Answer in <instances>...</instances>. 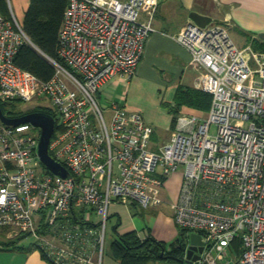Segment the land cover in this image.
Instances as JSON below:
<instances>
[{
  "label": "built area",
  "instance_id": "built-area-1",
  "mask_svg": "<svg viewBox=\"0 0 264 264\" xmlns=\"http://www.w3.org/2000/svg\"><path fill=\"white\" fill-rule=\"evenodd\" d=\"M159 1L68 0L61 63L49 59L54 74L45 82L15 64L22 45L37 48L11 9L0 10V101L48 99L58 128L49 151L71 174L43 167L39 128L0 119V228L32 236L50 264H103L110 205H162L163 182L179 169L173 220L203 245L190 264H264L263 51L238 48L224 25L187 24L175 39L202 71L196 85L211 103L205 114L178 115L156 151L141 114L95 100L110 79L134 76Z\"/></svg>",
  "mask_w": 264,
  "mask_h": 264
},
{
  "label": "crops",
  "instance_id": "crops-1",
  "mask_svg": "<svg viewBox=\"0 0 264 264\" xmlns=\"http://www.w3.org/2000/svg\"><path fill=\"white\" fill-rule=\"evenodd\" d=\"M241 1L242 0H160L152 21L154 32L149 35L145 42L142 57L132 79L126 84L120 77L112 78L98 91V98L103 100L105 104L103 107H107L111 103H117L126 110L135 111L142 115L146 123L150 125L153 130L150 141L151 150H158L161 145L169 140L171 134L175 130L176 122L175 124L173 123V116L165 109L164 104L173 103L178 88L201 91L197 88L196 80L200 77L202 71L195 68L190 63L189 53L175 39L181 30L192 22L189 18V14L191 12H196L197 14L211 18V22L207 25L220 24L226 26L227 29L229 27L233 28L237 26L233 18H235L234 16L237 14L236 7L239 6ZM28 5L27 0L25 6L20 8V21L15 16L13 9L10 8L14 17L20 24H22ZM140 20L144 22L146 16L141 14ZM258 31L264 32V27L259 28ZM254 42H256V46L264 44V41L261 39H254ZM205 113L206 112H200L194 107L183 105L176 116L180 114L192 115ZM169 181V177L164 180L163 188L164 185L167 186ZM181 182L182 173L179 177L177 191L174 192L173 190H169L168 196L172 199L177 198L176 194L178 196ZM131 203L136 204L135 202H130L127 205ZM116 204L118 203L110 205L109 218L114 213L117 214L115 209H112ZM165 205L171 208V204L169 205L167 203ZM159 207L160 206L153 207L152 209H157ZM161 215L162 214H159V220H161ZM153 221V218L151 222L146 223L143 221L141 228L134 227L130 230H122L119 231L118 234L123 235L134 231L141 239L146 238V236H151L165 243L163 239L164 235H161L159 229H156V224ZM162 221L166 224L168 223V225H176L173 220V210L172 218H165ZM115 223L117 227L122 222L117 219ZM142 232L144 234H142ZM18 246H23L26 250L20 251L10 248L0 249V264H50L36 246L27 249L28 246L22 245V242H20ZM111 260L116 262H112V264H118L114 259L111 258Z\"/></svg>",
  "mask_w": 264,
  "mask_h": 264
},
{
  "label": "trees",
  "instance_id": "trees-1",
  "mask_svg": "<svg viewBox=\"0 0 264 264\" xmlns=\"http://www.w3.org/2000/svg\"><path fill=\"white\" fill-rule=\"evenodd\" d=\"M67 1L30 0L25 11L21 26L26 36L38 51L24 44L20 47L14 62L20 69L28 71L42 82L49 80L54 74V68L49 62V59L61 63L58 55V30L62 23ZM1 6L2 0H0V10L2 12ZM256 47L259 51L264 52V44L257 45ZM210 103L211 95L206 92L178 88L173 103L164 104V107L173 116V123L175 124L176 115L181 106L186 105L194 107L200 112H207ZM8 106H11V103L0 102V109L6 117L17 118L25 115L23 112H17L15 110L7 112ZM33 112L50 114L55 120V132L57 131V116L55 112L52 110L44 111L39 108ZM53 137L54 134L51 139ZM49 154L53 157L51 151H49ZM25 236L27 234L19 236L18 239L0 241V249L26 250L23 246H18ZM186 239L187 231L182 228L180 238L168 246L164 242L158 241L151 236H146V238L141 239L134 231L123 235L116 234L109 245V255L118 264H181ZM233 246L239 252V242H234ZM31 247L34 248V244L29 245L27 249Z\"/></svg>",
  "mask_w": 264,
  "mask_h": 264
},
{
  "label": "rangeland",
  "instance_id": "rangeland-1",
  "mask_svg": "<svg viewBox=\"0 0 264 264\" xmlns=\"http://www.w3.org/2000/svg\"><path fill=\"white\" fill-rule=\"evenodd\" d=\"M28 0V4H29ZM27 0H2V14L8 16L9 8H12L15 16L20 21L21 19V9L25 6ZM237 9V14L233 18L236 27H229L228 33L238 48H244L250 46L253 51H259L257 49L254 39L258 40L260 34L264 32H259L258 29L264 27V0H242ZM95 100L100 107H103L105 104L103 100L98 98V95H95ZM4 103V101H0ZM11 103V106L7 107V112L17 111L23 112L24 114L33 112L36 109H41L44 111L52 110L51 105L46 97L37 99L33 104L31 103H22L19 101L8 102ZM53 111V110H52ZM105 117L108 119L109 114L105 112ZM210 134H216V130L212 127L210 129ZM182 172V169H179L175 175H171L170 181L167 186L164 185V188L161 189V195L165 203L160 205L157 209L147 208L141 209L137 204L131 203L130 205L116 204L112 209H115L117 214H113L108 218L107 227H106V245L104 251L103 264H112L114 262L111 260L108 254V245L115 238L116 234L122 230H130L134 227L141 228L142 222L145 221L153 222L156 224V229H159L161 235H164V241L167 246L170 243L175 242L180 238L181 228L176 225L166 224L164 221L165 218H172V210L170 207H167L165 204H171L173 199L169 197V190L177 191V186L179 183V177ZM177 197V194H176ZM111 212V210H110ZM159 214L161 215V220H159ZM143 218V220H142ZM119 219L122 223L116 227V220ZM171 222V221H170ZM115 223V224H114ZM154 224V227H155ZM173 224V223H172ZM174 226V227H173ZM116 229L114 230V228ZM142 234H144L142 232ZM25 234H18L12 230L0 228V241L14 240L18 239L19 236ZM22 245L29 246L34 242V238L30 235L25 236L22 240ZM237 248L234 250V257L237 255ZM116 263V262H114Z\"/></svg>",
  "mask_w": 264,
  "mask_h": 264
},
{
  "label": "water",
  "instance_id": "water-1",
  "mask_svg": "<svg viewBox=\"0 0 264 264\" xmlns=\"http://www.w3.org/2000/svg\"><path fill=\"white\" fill-rule=\"evenodd\" d=\"M189 18L192 21L191 23L201 28L211 22V18L197 14L196 12H191ZM259 39L264 41V34H260ZM0 119L7 126L30 124L35 128H39L40 138L37 154L40 162L53 175L61 179L71 178L69 171L49 154V144L55 129V120L50 114L44 112H31L17 118H9L6 117L0 109ZM186 244L188 245L186 263L190 264L200 258L199 255L203 251V245L200 241V236L197 234H190L189 238L186 239Z\"/></svg>",
  "mask_w": 264,
  "mask_h": 264
}]
</instances>
